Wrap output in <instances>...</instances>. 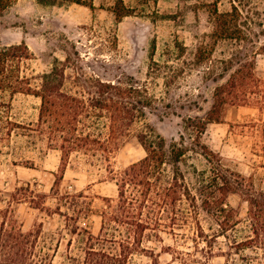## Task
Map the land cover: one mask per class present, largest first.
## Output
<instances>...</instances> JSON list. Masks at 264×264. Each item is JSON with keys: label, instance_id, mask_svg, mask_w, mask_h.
<instances>
[{"label": "rangeland", "instance_id": "1", "mask_svg": "<svg viewBox=\"0 0 264 264\" xmlns=\"http://www.w3.org/2000/svg\"><path fill=\"white\" fill-rule=\"evenodd\" d=\"M56 1L13 0L0 15V47L26 43L32 58L21 64V74L28 77L48 72L68 58L67 75L78 72L84 78L98 76L105 81L132 77L145 83L154 102L131 131L148 123L167 144L184 134V119L206 116L215 86L232 72L223 70L222 61L236 53L237 46L230 41L211 45V12L237 6L242 18L251 21L250 40L259 45L264 41V0H122L130 15L119 21L113 13L116 0ZM247 47L251 53L253 48ZM254 75L264 80V54L256 56ZM38 82L36 78L31 83ZM39 105V98L32 95L0 92V211L8 209L25 231L40 227L53 262L59 264L67 252L81 257L84 248L80 237L67 234L64 217L54 213L62 203L60 197L83 191L90 198L92 212L79 224L97 236L102 198L115 197L117 187L103 166L90 165L75 155L54 185L60 153L35 131ZM6 120L13 124L9 132ZM201 141L225 166L251 177L255 187L264 191V105L226 106L221 122L208 124ZM144 154L130 134L111 155V168L118 172ZM179 167L190 184L195 183L196 172L209 173L199 153L189 152ZM27 186L33 192L30 197L45 195L43 208H35L28 199H12V194L27 197L21 190ZM227 202L240 217L245 216L246 204L238 195H228ZM176 233L182 235L161 233V241H145L157 261L139 255L133 257L134 264H261L264 256L262 250L236 246L248 235L247 228L239 225L222 236L201 209Z\"/></svg>", "mask_w": 264, "mask_h": 264}, {"label": "trees", "instance_id": "2", "mask_svg": "<svg viewBox=\"0 0 264 264\" xmlns=\"http://www.w3.org/2000/svg\"><path fill=\"white\" fill-rule=\"evenodd\" d=\"M12 1L0 0V15ZM82 4L94 8L91 3ZM126 10L123 1L116 0L113 13L117 21L130 15ZM211 20V45L230 41L237 46L236 53L222 61L223 70L232 72L215 86L206 116L184 119L186 136L181 134L179 141L168 144L148 123L131 131L136 122L144 120L145 111L151 109L154 102L145 83L132 77L105 81L98 76L84 78L78 72L67 75L68 58L56 62L48 72L28 77L21 74V64L32 58L26 43L0 47V92L10 96L22 93L40 100L35 131L46 137L48 147L60 153L54 185L59 184L71 156L75 155L90 165L103 166L117 187L115 197L102 198L97 236L79 224L82 217L92 212L90 198L83 191L60 197L62 203L54 213L64 217L67 234L80 237L84 248L81 257L67 252L65 260L59 264H134L133 257L139 255L154 259L156 254L144 242L161 241V233L182 235L176 230L183 229L199 209L215 221L222 236L239 225L247 228L248 235L237 247L264 251V191L255 187L251 177L246 178L225 166L221 157L201 141L208 124L221 122L226 106L264 105V80L254 75L256 56L264 54V41L259 45V41L250 40L251 21L243 19L241 11L233 4L230 11L214 9ZM258 26L262 28L263 24ZM248 44L253 48L251 53ZM36 78L39 82L32 84ZM71 79V86L66 87ZM4 125L9 132L13 124L6 120ZM130 134L145 154L114 172L111 155ZM189 152L199 153L209 165V173H195L193 184L186 181L179 167ZM21 190L27 197L12 194L13 200L28 199L35 208L44 207L45 195L30 197L33 192L29 186ZM231 194L238 195L246 204L243 218L228 204L227 197ZM50 250L40 227L25 231L17 226L8 209L0 211V264H55ZM261 264H264V256Z\"/></svg>", "mask_w": 264, "mask_h": 264}]
</instances>
